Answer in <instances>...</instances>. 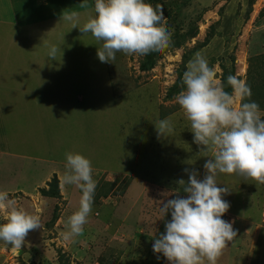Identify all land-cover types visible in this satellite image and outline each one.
<instances>
[{
	"label": "rangeland",
	"instance_id": "rangeland-1",
	"mask_svg": "<svg viewBox=\"0 0 264 264\" xmlns=\"http://www.w3.org/2000/svg\"><path fill=\"white\" fill-rule=\"evenodd\" d=\"M148 2L153 7L163 6L171 44L184 39L180 46L155 56L154 66L148 70L140 68L145 56L121 52L114 61L102 63L97 56L102 42L91 34L82 35L79 28L71 29L60 17L50 21L59 23L68 41H56L61 48V75L53 80L56 86L75 83L47 95L45 101L53 106L48 135L44 134L49 140L43 147H29L25 136L22 153L41 155L50 162L63 160L64 169L68 152L88 158L96 181L92 211L82 234L66 239L67 218L78 208L81 195L76 186L62 182L66 170L60 174L59 197L44 196L40 189L35 196L9 194L19 207L40 217L41 227L30 231L19 248L0 241V264H170L162 253L153 251L155 238L165 232L166 221L171 220L170 212L160 219L161 202L182 190L178 181L187 182L185 169L198 170L203 179V164L208 159L193 142L189 122L175 100L183 90V72L195 54L207 59L220 82L222 73H231L232 68V75L250 87V99L260 106L264 118V0ZM88 3L91 6L93 0ZM80 14L82 24L87 10ZM79 35L81 44L74 46L70 38ZM81 90L82 96L74 102L79 113L64 114L73 105L69 97ZM163 119L172 122L173 131L158 138L155 123ZM19 127L17 132L23 134L25 125ZM15 129L13 124L10 140ZM217 183L229 189L223 199L230 207L222 219L233 222V229L236 215L253 220L245 238L255 244L245 243L243 250L248 255L241 261L264 264L256 245V241L264 242V184L227 174H219ZM244 230L239 232L244 234ZM250 252L257 258L249 263ZM261 254L264 256V249Z\"/></svg>",
	"mask_w": 264,
	"mask_h": 264
},
{
	"label": "clouds",
	"instance_id": "clouds-1",
	"mask_svg": "<svg viewBox=\"0 0 264 264\" xmlns=\"http://www.w3.org/2000/svg\"><path fill=\"white\" fill-rule=\"evenodd\" d=\"M87 10L81 24L80 13L64 11L60 19L70 23L102 42L97 56L103 62L116 59V53L147 56L162 52L171 44L163 6L153 7L148 0H80ZM59 49L52 45L48 58L55 60ZM217 73L207 59L197 53L183 72L182 88L175 100L189 129L193 142L208 159L203 164L205 174L188 172L187 182L178 181L181 191L174 198L161 202V216L170 212L165 232L155 238L154 253H162L170 264H217L236 237L232 224L222 217L230 204L223 199L227 187H218L219 174L236 175L256 184H264V118L260 106L250 99L247 83L235 75L227 77L232 92L216 79ZM239 101V103H237ZM157 135L166 137L173 131L172 122L163 119L155 123ZM62 182L80 191L78 208L67 218L66 239L82 234L92 211L96 181L91 161L80 153L68 152ZM0 241L13 247L23 245L30 231L40 229V217L19 207L7 191H0ZM159 259V256L157 257Z\"/></svg>",
	"mask_w": 264,
	"mask_h": 264
},
{
	"label": "crops",
	"instance_id": "crops-1",
	"mask_svg": "<svg viewBox=\"0 0 264 264\" xmlns=\"http://www.w3.org/2000/svg\"><path fill=\"white\" fill-rule=\"evenodd\" d=\"M79 4L80 0H0V191H7L11 195L20 193L24 196H35L38 189L47 188V182L53 174L59 179L60 174L66 170L63 160L59 162L55 159L50 162L41 155L22 153V144L27 136L29 147L46 145L49 137L44 134L46 132L48 135L47 123L51 110L53 113V106L45 99L52 93L58 94L66 87L65 84L70 86L75 83L67 82L65 86H56L57 82L53 80V77L61 75V48L56 41L66 42V35L61 31L58 22L50 21L58 20L56 18L61 17L64 11L74 10L80 13L81 10H86L80 8ZM70 39L74 46L76 43L81 44L80 35L77 39ZM52 45L59 49L55 60L47 56ZM73 94L71 98L68 96L73 99V107L67 108L69 112L63 111L69 116L80 111L79 106L74 109V102L82 96V90L74 91ZM23 114L27 119L21 117ZM13 124L16 129L10 140ZM19 124L25 125L23 134L17 132ZM48 162L50 166L46 164ZM235 223L236 237L224 249L223 255L218 259L219 264H236L238 261L244 264L241 260L248 255L247 250H243L245 243L250 242V246L255 244L253 239L245 238L253 220L245 219L244 215H236ZM231 224L233 226V222ZM241 228L246 229L244 234L239 232ZM256 245L258 254L264 258L261 254L264 242L260 244L256 241ZM249 250L252 251V248ZM250 253L249 263L257 258L253 257L256 255L254 252Z\"/></svg>",
	"mask_w": 264,
	"mask_h": 264
},
{
	"label": "trees",
	"instance_id": "trees-1",
	"mask_svg": "<svg viewBox=\"0 0 264 264\" xmlns=\"http://www.w3.org/2000/svg\"><path fill=\"white\" fill-rule=\"evenodd\" d=\"M183 40H175L172 44H170V46L167 49H165L163 51H166V50L171 49V48L173 49L175 47L180 46ZM205 44H206V40L201 45H205ZM163 51L162 52H153V53L145 56V58L143 59V61L140 64V68L142 70L151 69L154 66V63H155V56L162 55ZM229 75H232V68H231V73H227L225 71L222 73L221 82L224 84L225 90L228 91L229 93H231L232 89L227 84V77ZM180 82L182 84L181 80H180ZM40 192L43 195H45V196H50V197H59L60 196L59 179H58L56 174H53V176L51 177L50 181L47 182V188H41ZM9 246H11V245H9Z\"/></svg>",
	"mask_w": 264,
	"mask_h": 264
}]
</instances>
